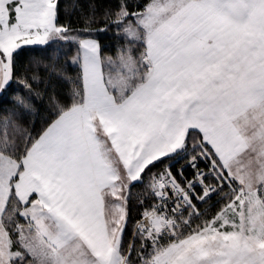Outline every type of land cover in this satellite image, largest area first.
Wrapping results in <instances>:
<instances>
[{
    "label": "snow or ice",
    "instance_id": "6c2138e0",
    "mask_svg": "<svg viewBox=\"0 0 264 264\" xmlns=\"http://www.w3.org/2000/svg\"><path fill=\"white\" fill-rule=\"evenodd\" d=\"M0 264H264V0H0Z\"/></svg>",
    "mask_w": 264,
    "mask_h": 264
}]
</instances>
